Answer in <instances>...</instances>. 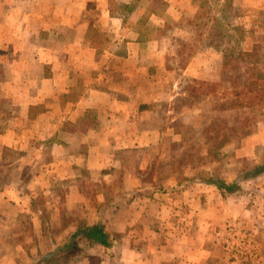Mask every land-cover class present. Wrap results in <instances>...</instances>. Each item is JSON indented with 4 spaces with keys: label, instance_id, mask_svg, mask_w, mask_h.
I'll return each instance as SVG.
<instances>
[{
    "label": "crops",
    "instance_id": "crops-1",
    "mask_svg": "<svg viewBox=\"0 0 264 264\" xmlns=\"http://www.w3.org/2000/svg\"><path fill=\"white\" fill-rule=\"evenodd\" d=\"M164 1L176 22L185 13L194 16L199 10L195 0ZM238 1L248 9L264 11V0H232L234 7ZM151 2L0 0V98L4 104L0 107V248L6 253L0 254V264H30L28 250L12 241L15 228L22 224L23 215L37 220L34 200L61 187L70 191L69 203L84 206L88 224L103 222L109 231L126 233L116 262L108 257L107 264L231 261L219 245L220 228L241 214L232 212L221 219L220 210L208 213L203 205L196 206L202 210L188 214L177 245L171 241L173 232H164L166 216L162 214L164 241L153 244L150 214L136 213V221L129 223L120 213L115 217L92 208L91 200L78 190L79 181L87 177L82 172L100 175L118 167V151L138 149L146 140L154 147L160 131L147 127L146 107L154 112L155 105L165 99L171 106L181 94L179 82L166 92L155 76L154 66L163 65L168 44L151 30L163 28L167 20L158 21L160 14L152 10ZM214 56L213 50L199 51L183 73L218 81V71L210 73L207 65ZM197 185V194L214 189ZM260 186L264 205V183ZM183 193L187 202L204 200V193L195 198L187 189ZM108 220H116V225ZM260 220L264 224V215ZM128 238L132 243L127 244Z\"/></svg>",
    "mask_w": 264,
    "mask_h": 264
},
{
    "label": "rangeland",
    "instance_id": "rangeland-1",
    "mask_svg": "<svg viewBox=\"0 0 264 264\" xmlns=\"http://www.w3.org/2000/svg\"><path fill=\"white\" fill-rule=\"evenodd\" d=\"M195 1L197 14L185 13L178 22L175 15L166 12L168 2L150 3L152 10L160 14L158 21L167 20L158 31L147 30L166 38L168 44L163 65L154 66L155 76L166 92L172 91L174 82H179L181 91L171 106L165 99L155 105L154 112L153 107H146L147 127L160 131L154 147L150 148L146 140V145L138 149L118 151V167L100 175L82 172L87 177L79 181L78 190L91 200L92 208L113 216L120 213L129 223L136 221V213L150 214L155 231L153 244L164 241L163 215L164 232H173L171 241L177 245L188 214L202 210L196 206L203 205L208 213L220 210L221 219L232 212L241 214L221 226L219 245L231 259L229 264H264V224L260 220L264 215L260 194V185L264 183V94L255 99L244 87L248 74L254 79L255 71H264V11L248 9L239 1L237 7L232 0ZM257 44L261 46L256 47ZM203 50L214 51L215 56L208 58L207 65L210 73L218 71V81L183 73L193 56ZM158 62L162 63L160 58ZM162 71L169 75L164 77ZM238 96L241 99L237 102ZM251 97L256 102L253 105L247 104ZM3 105L0 98V107ZM209 179H224L228 183L236 180L239 187L234 192L222 191L214 183L204 182ZM87 180L90 182L84 187ZM201 183L214 189L197 194V184ZM185 189L189 195L192 193L191 198L204 193L205 201L189 198L191 201L187 202ZM47 193L34 200L33 212L38 219L23 215L22 224L15 228L12 241L22 244L28 253L44 249L52 239L63 240L84 219V206L69 203L70 191L66 187ZM232 194L236 196L229 197ZM71 196L75 200V193ZM247 207L251 208L249 213L244 212ZM110 222L116 225L117 221ZM111 232L115 237L113 246L95 247L89 259L81 257L74 264H103L102 260L107 264L108 257L116 262L126 233ZM126 241L130 244L133 240ZM0 250L1 255H6Z\"/></svg>",
    "mask_w": 264,
    "mask_h": 264
},
{
    "label": "trees",
    "instance_id": "trees-1",
    "mask_svg": "<svg viewBox=\"0 0 264 264\" xmlns=\"http://www.w3.org/2000/svg\"><path fill=\"white\" fill-rule=\"evenodd\" d=\"M260 46L256 45V47ZM242 54H246V52ZM253 76L254 79H250L251 73L248 74L244 87L256 99L258 95L264 94V87L262 85L264 71H255ZM240 99V96H238L236 101L238 102ZM255 103L251 97L247 104L253 105ZM204 182L214 183L218 188L226 192H234L237 189L236 187H239L236 180L231 183L226 182L224 179L216 181L209 179L204 180ZM114 241V235L106 229L103 222L90 225L83 219L63 240L52 239L44 249L38 250L35 254L30 253V264H74L79 258L85 259L88 257L91 250L97 245L109 248L114 244Z\"/></svg>",
    "mask_w": 264,
    "mask_h": 264
}]
</instances>
